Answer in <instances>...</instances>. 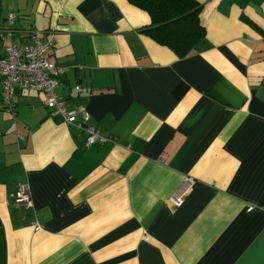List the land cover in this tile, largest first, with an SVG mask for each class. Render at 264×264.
Listing matches in <instances>:
<instances>
[{
	"label": "crops",
	"instance_id": "obj_1",
	"mask_svg": "<svg viewBox=\"0 0 264 264\" xmlns=\"http://www.w3.org/2000/svg\"><path fill=\"white\" fill-rule=\"evenodd\" d=\"M194 1L206 38L178 58L127 0H0L15 44L53 39L57 95L107 139L87 147L80 118L15 90L0 108V264H264V0Z\"/></svg>",
	"mask_w": 264,
	"mask_h": 264
},
{
	"label": "built area",
	"instance_id": "obj_2",
	"mask_svg": "<svg viewBox=\"0 0 264 264\" xmlns=\"http://www.w3.org/2000/svg\"><path fill=\"white\" fill-rule=\"evenodd\" d=\"M15 19L14 13H8L6 17L8 27L0 29V42L7 44L6 55L0 58V108L9 111L14 109L12 98L16 89L35 91L43 95L44 105L49 108L51 117L59 118L65 124H74L80 118L78 127L86 133L87 147L107 141L98 130L89 125V116L84 108L70 109L66 100L57 95L60 69L49 55L53 39L44 41L38 32L31 31L27 43L15 44L11 39L10 29ZM192 184L191 180H186L172 195L170 201L174 206L181 204ZM15 201L20 206L33 207L27 185L18 188Z\"/></svg>",
	"mask_w": 264,
	"mask_h": 264
},
{
	"label": "trees",
	"instance_id": "obj_3",
	"mask_svg": "<svg viewBox=\"0 0 264 264\" xmlns=\"http://www.w3.org/2000/svg\"><path fill=\"white\" fill-rule=\"evenodd\" d=\"M148 14L150 23L141 31L178 58L197 51L206 31L200 20L202 7L194 0H127Z\"/></svg>",
	"mask_w": 264,
	"mask_h": 264
},
{
	"label": "rangeland",
	"instance_id": "obj_4",
	"mask_svg": "<svg viewBox=\"0 0 264 264\" xmlns=\"http://www.w3.org/2000/svg\"><path fill=\"white\" fill-rule=\"evenodd\" d=\"M8 2H9V5H11V6H19V7H21L22 6V8H24V7H26L27 5H29L33 0H7ZM17 8V7H16ZM15 8V9H16ZM25 10V9H24ZM9 11H11V9L9 10L8 9V7H3L2 9H1V13L3 14V15H5V18L7 17V15H8V13H9ZM15 11H17V10H14V12ZM16 13L17 12H15L14 14L16 15ZM18 17H19V13H18V15H17Z\"/></svg>",
	"mask_w": 264,
	"mask_h": 264
}]
</instances>
